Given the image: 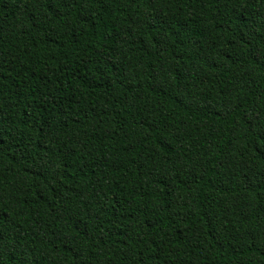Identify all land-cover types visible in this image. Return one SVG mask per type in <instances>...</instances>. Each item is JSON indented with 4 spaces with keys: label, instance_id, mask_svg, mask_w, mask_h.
Returning a JSON list of instances; mask_svg holds the SVG:
<instances>
[{
    "label": "trees",
    "instance_id": "trees-1",
    "mask_svg": "<svg viewBox=\"0 0 264 264\" xmlns=\"http://www.w3.org/2000/svg\"><path fill=\"white\" fill-rule=\"evenodd\" d=\"M0 264H264V0H0Z\"/></svg>",
    "mask_w": 264,
    "mask_h": 264
}]
</instances>
